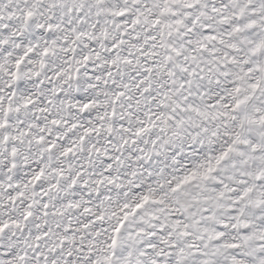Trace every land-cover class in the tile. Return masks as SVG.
Masks as SVG:
<instances>
[{
  "label": "snow or ice",
  "instance_id": "snow-or-ice-1",
  "mask_svg": "<svg viewBox=\"0 0 264 264\" xmlns=\"http://www.w3.org/2000/svg\"><path fill=\"white\" fill-rule=\"evenodd\" d=\"M0 264H264V0H0Z\"/></svg>",
  "mask_w": 264,
  "mask_h": 264
}]
</instances>
